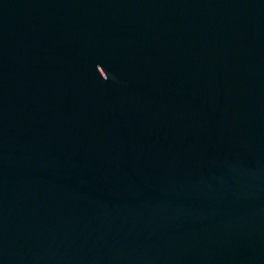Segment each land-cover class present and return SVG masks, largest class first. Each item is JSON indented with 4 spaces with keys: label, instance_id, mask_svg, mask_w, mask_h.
I'll use <instances>...</instances> for the list:
<instances>
[{
    "label": "water",
    "instance_id": "1",
    "mask_svg": "<svg viewBox=\"0 0 264 264\" xmlns=\"http://www.w3.org/2000/svg\"><path fill=\"white\" fill-rule=\"evenodd\" d=\"M0 264H264V0H0Z\"/></svg>",
    "mask_w": 264,
    "mask_h": 264
}]
</instances>
